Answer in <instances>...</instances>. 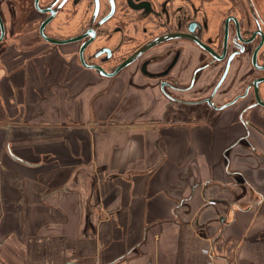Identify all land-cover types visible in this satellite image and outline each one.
<instances>
[{
    "label": "crops",
    "instance_id": "crops-1",
    "mask_svg": "<svg viewBox=\"0 0 264 264\" xmlns=\"http://www.w3.org/2000/svg\"><path fill=\"white\" fill-rule=\"evenodd\" d=\"M3 62L0 77L8 80L5 76L12 75L15 83L16 70L23 71L25 91L33 62L14 57ZM55 62L58 66L60 58ZM27 91L24 98L14 100V106H32ZM88 99L72 102L78 110L73 118L77 122L90 119L79 113ZM31 121L11 124L23 131H12V138L31 139L23 151L27 158L37 160L44 152L37 149L41 142L52 158L72 154L60 134L30 132L31 127H44ZM8 124L0 121V127ZM161 126L157 119L117 121L108 126V143L92 137L95 153L86 142V153L79 152L93 157V167L101 175L121 174L118 177L96 178L92 167L80 169L67 162L16 163L7 169L9 173L1 167L0 264H264V155L234 151L233 163L243 165L252 185L245 187L244 194L237 185H225L231 180L221 152L210 154L207 140L194 141V137L190 143L180 138L164 153L159 139L156 148L154 130ZM50 127L77 132L101 126ZM72 136L70 146L75 151L85 139ZM5 138L0 129V154ZM256 138L264 151V138ZM250 155L253 160L247 158ZM212 156L219 162H212ZM209 165L218 169L212 174ZM199 178L202 184L208 179L224 182L198 183L194 188Z\"/></svg>",
    "mask_w": 264,
    "mask_h": 264
},
{
    "label": "flooded vegetation",
    "instance_id": "flooded-vegetation-1",
    "mask_svg": "<svg viewBox=\"0 0 264 264\" xmlns=\"http://www.w3.org/2000/svg\"><path fill=\"white\" fill-rule=\"evenodd\" d=\"M44 55L102 79L104 92L124 81L154 87L157 120L174 130L162 135L204 137L221 152L231 181L199 178L194 188L252 186L233 158L264 155V0H0V64Z\"/></svg>",
    "mask_w": 264,
    "mask_h": 264
},
{
    "label": "water",
    "instance_id": "water-1",
    "mask_svg": "<svg viewBox=\"0 0 264 264\" xmlns=\"http://www.w3.org/2000/svg\"><path fill=\"white\" fill-rule=\"evenodd\" d=\"M48 56L49 55L41 56V60H52ZM59 58L61 63L58 64V66L56 64H53L54 66H52L47 63L43 65L46 69L43 70L44 80L42 81V84H33L31 74V76L27 78V81L25 83V91H23L24 78H21L20 76L23 71H20L18 69L16 70L17 74L14 79L15 83L13 82L12 75L11 77H9L10 75L5 76V79L8 80H4L2 77H0V121L9 123L8 125L0 127V129H3L5 131L6 136L3 150L0 154V169L2 167L7 171V169H12V164L16 163L21 166H30L38 165L40 163L50 164L53 163V161H56V159H53L54 157L52 158L51 154L44 153L46 148L39 149V147H37V149L44 150V152L38 155L37 160H34L35 158H27L25 156V152L23 151H25L24 149L27 148V144L30 143L29 140L31 139H29V137L26 138V135H21L17 139L12 138V131L23 133V131L19 129V126L11 125L14 122L16 124H24L27 122V120L32 119V123L44 125V127H42L41 129L36 127L29 128L31 130L30 132H33L35 130L40 132L41 130V132L43 133L52 131L51 133H54V136H56V134H60L64 139V142L68 145L70 153L78 158L77 156H80L82 154L79 153V155L77 153V149L75 151L72 150V147L70 146V141L73 139L72 134L80 133L81 137H78V139H80V141L81 139H85V142L89 143L91 151L94 150L93 153H95L92 137L95 138V141H97L98 139H106L107 135H109L111 131L108 126L115 124V122L125 121L127 123H135L144 119L156 120L162 116L161 111H163V109L162 107H159V97L157 90L154 87L148 90L146 87L137 84V82L129 83L124 81L116 87L114 86L111 91L104 92L103 89L107 87L105 86V82H103L102 79L95 78L91 74H75V70H73L70 66L71 64L69 62V59H64L62 56H59ZM73 75H75L76 81H82L80 85H69V82H71L70 76ZM16 77H19V79ZM66 78L69 79L66 80ZM83 82H85V84ZM26 91L29 92L28 97L30 98L32 95L36 93L38 94V100L34 101L32 99V105L36 106L38 102L39 109L43 108V111L40 112L41 114H39V112L38 115H34L37 113L32 114L31 108L33 106H30L28 108L23 106L22 104L14 106V100L18 101L21 100L22 97L24 98ZM76 98H78L81 102L83 99V103L84 100L90 98V101L88 99L89 103H87V107L79 109V113H83V115H85L86 117H90V119L88 118L84 122H77L75 119H73L78 115V110L72 104L73 100H75ZM136 110H138L139 112H136ZM169 110L171 112L174 111L175 108L169 107ZM134 113H137V115H134ZM54 118H58L59 120H54ZM80 123L101 127L97 129L89 128L85 129L84 131L80 130L77 132L76 130H74L75 128L67 127L65 129H61L59 127H50V125L54 124L73 125ZM162 128L164 127H156V129L154 130V133H156V148L158 147L157 143L159 139H163V141H165V138L169 136H164L162 135L163 133L167 134V131H174H164L162 130ZM90 138L91 140H88ZM86 147L88 146L86 145ZM80 150H83V148L79 143L78 152ZM75 152L77 154H75ZM90 159L91 158H89V161L91 162L88 161L86 163V161H81V163H76L78 164V168L83 169L86 168L84 165H91L96 178L106 175V177L110 179L121 175L116 173H104V175H101V173L98 172V167H93V165L96 166L93 157L92 160ZM9 161L12 162V164H10ZM80 169L73 170V174H75ZM7 172L9 173V171ZM14 172L16 173L15 170ZM122 175L124 176L125 173H122ZM64 189L66 188L64 187Z\"/></svg>",
    "mask_w": 264,
    "mask_h": 264
},
{
    "label": "rangeland",
    "instance_id": "rangeland-1",
    "mask_svg": "<svg viewBox=\"0 0 264 264\" xmlns=\"http://www.w3.org/2000/svg\"><path fill=\"white\" fill-rule=\"evenodd\" d=\"M31 61L33 62L32 63V66H31V68H32V80H33V84H36V85H40V84H42V81L44 80V76H43V73H44V71L43 70H45L46 68L43 66L44 64H49V65H52V66H54L53 64H55L54 63V61H52V60H49V59H43V60H41V56L40 57H37V58H34V59H31ZM69 62H70V64H71V61L69 60ZM73 65H75V63H73ZM71 66V65H70ZM75 67V66H74ZM72 68V67H71ZM76 68V67H75ZM73 70H75V69H73ZM35 71V72H34ZM75 74L77 73V71L75 70V72H74ZM78 73H80V72H78ZM84 74V73H83ZM71 77V82H69V85H72V86H78V85H80L81 84V82L82 81H76V78H75V75H73V76H70ZM69 77V78H70ZM69 78H66V80H68ZM77 82V83H76ZM84 84H85V82H83ZM42 87V86H41ZM31 98L34 100V101H37L38 100V94L36 93V94H34V95H32L31 96ZM33 107L31 108V112H32V114L33 113H37V114H34V115H38V112H39V114H41L40 112L41 111H43V108H41V109H39V106H38V102H37V105L36 106H34V105H32ZM136 112H139L138 110H136ZM134 115H137V113H134ZM41 118H43V117H41ZM111 126V125H110ZM40 134H42V135H44V133L43 132H41V130H40ZM79 135H80V133H79ZM109 135H107V137H106V139H105V141L108 143V139H109ZM196 139L194 140V141H196V140H198V139H201L200 137H195ZM173 139L174 138H172V136H168V137H166L165 138V145H166V147H167V149L172 145V144H175V143H177V142H179L180 140L178 139V140H176L174 143H173ZM204 137L202 138V140L204 141ZM154 140V139H153ZM206 140V139H205ZM42 144L39 146V149H45V148H47V146L43 143V142H41ZM196 143V142H195ZM73 144V143H72ZM136 144H140V142H136ZM192 144H193V141H192ZM74 145V144H73ZM86 145H87V143L84 141V143H83V146H82V148H83V152H85V147H86ZM73 149H74V146H73ZM78 149H79V146H78ZM78 149H77V151H78ZM76 153V152H75ZM78 153H80V152H78ZM82 153V152H81ZM86 153V152H85ZM80 155V154H79ZM78 158H76V156L75 155H71V154H69V155H67V157H63V158H60V157H54L53 159H57V161H53V163H60V162H67L68 164H76V163H81V161H86V163L89 161V156H87L86 154H84V156L83 155H80V156H77ZM90 160H92V157H91V159ZM89 162H91V161H89ZM96 162V161H95ZM9 163L10 164H12V162H10L9 161ZM52 163V164H53ZM48 164V163H47ZM12 165H14V164H12ZM77 165V164H76ZM85 167H86V169H91V165H84ZM42 176V175H41ZM39 178V177H38ZM86 179H87V177H86Z\"/></svg>",
    "mask_w": 264,
    "mask_h": 264
}]
</instances>
